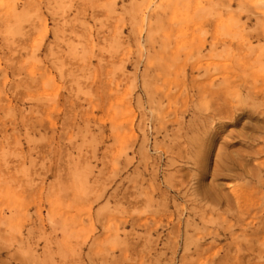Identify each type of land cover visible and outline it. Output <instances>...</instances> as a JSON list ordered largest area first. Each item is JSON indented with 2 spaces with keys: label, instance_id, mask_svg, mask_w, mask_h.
<instances>
[{
  "label": "rangeland",
  "instance_id": "obj_1",
  "mask_svg": "<svg viewBox=\"0 0 264 264\" xmlns=\"http://www.w3.org/2000/svg\"><path fill=\"white\" fill-rule=\"evenodd\" d=\"M228 76L236 119L210 118L197 85ZM251 87L264 0H0V264H264Z\"/></svg>",
  "mask_w": 264,
  "mask_h": 264
},
{
  "label": "bare ground",
  "instance_id": "obj_2",
  "mask_svg": "<svg viewBox=\"0 0 264 264\" xmlns=\"http://www.w3.org/2000/svg\"><path fill=\"white\" fill-rule=\"evenodd\" d=\"M224 68H228L227 65H224ZM179 79H174V84H176V86H181V84L179 83ZM224 85L220 88H212V86L214 85L213 83H210L211 85L209 87H206L209 84H200L198 83V87L203 86L204 88H201L202 90L200 91V97L201 100H203L202 102L208 104L207 106H205L202 110H204V112L208 111L209 112V117H215L216 115H220L221 119L224 120H229L232 121L235 118V115L233 114V110H234V106H235V98L237 99V97H239L240 93V89L239 87L241 86L240 84H236L235 79H231L230 76L226 77V79L224 80ZM256 87V86H255ZM255 87H251L249 88L246 92L247 95L250 97L249 99L254 100L259 98V96H263L264 98V94L262 92V94H260L259 90H257V88ZM227 92V93H226ZM229 92V95H228ZM233 94V95H232ZM232 95V96H231ZM241 97V96H240ZM248 98V97H247ZM200 110L199 114H197L193 121H194V127L195 128V135H193V137H190L191 142L196 141L195 144H199V149L198 151H195L194 155L196 158V163L200 164V170L203 172L202 174H205L208 170V165H209V159L212 153V149L214 147V143H213V139L215 137V129H211V124L208 120V118L203 116V111ZM204 117V118H203ZM202 119L203 122L202 123H198V120ZM200 124V125H199ZM187 127V126H185ZM183 128V127H182ZM191 128V125L188 126V129ZM184 129V128H183ZM215 130V131H214ZM187 133V132H186ZM186 134L182 133L181 134V138L185 137ZM193 144V143H192ZM261 152L264 151V148H260ZM219 156V155H218ZM229 170V168H228ZM214 177L217 176V173L215 172V174H213ZM261 179V177H260ZM220 187V185H218ZM222 189L223 188H218L217 186L214 185H203L202 186V191H201V195L203 199H225L227 201H229V197L225 194H221L222 193ZM240 198L242 197H237V200L240 201Z\"/></svg>",
  "mask_w": 264,
  "mask_h": 264
}]
</instances>
